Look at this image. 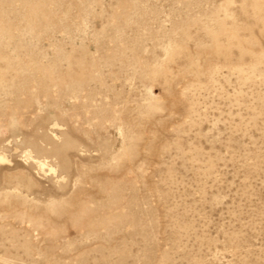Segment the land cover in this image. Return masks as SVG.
I'll use <instances>...</instances> for the list:
<instances>
[{
  "label": "rangeland",
  "instance_id": "obj_1",
  "mask_svg": "<svg viewBox=\"0 0 264 264\" xmlns=\"http://www.w3.org/2000/svg\"><path fill=\"white\" fill-rule=\"evenodd\" d=\"M0 264H264V0H0Z\"/></svg>",
  "mask_w": 264,
  "mask_h": 264
}]
</instances>
